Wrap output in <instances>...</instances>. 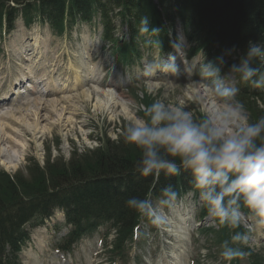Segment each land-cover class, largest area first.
<instances>
[{"label":"trees","instance_id":"obj_1","mask_svg":"<svg viewBox=\"0 0 264 264\" xmlns=\"http://www.w3.org/2000/svg\"><path fill=\"white\" fill-rule=\"evenodd\" d=\"M112 8L121 9L119 20L128 31L124 42L114 37ZM96 13L102 19L103 39L111 43L112 52L121 63L131 64L140 58L138 44L143 42V36L138 33V26L143 16L149 18L150 28L161 29L158 39L162 48L168 43V24L179 20L191 31L188 39L197 48L202 45L210 61L235 56V63L222 65L226 71L239 63L250 41L264 43V0H0V35L3 27L7 32L12 30L20 16L26 26L38 19L62 36L77 22L90 23ZM194 51L196 48H192ZM259 65H264V61L253 62V67ZM236 78L239 80L238 75ZM241 84L238 101L243 105H247L248 99L264 101V90L255 93V88ZM149 100L146 95L144 104H150ZM251 105L249 113L261 110L260 115H264V110L253 101ZM122 148L105 147L94 158L81 157L78 164H61L48 170L34 166L28 182L19 175L0 171V264H17L16 253L28 240L26 227L41 225L56 208L65 210L67 223L76 227L63 246L67 248L84 232L111 222L117 230L115 248L119 250L132 239L133 230L141 221V216L127 206L129 198L161 199V190L169 184L178 196L188 191L199 196L188 173L171 178L161 174L158 181L152 176H140L134 167L140 153L126 143ZM203 208L202 216L207 214L204 204ZM242 211L247 213L246 209ZM217 235L221 244L229 238L230 230L220 228ZM251 256V264H263L262 258L252 252Z\"/></svg>","mask_w":264,"mask_h":264},{"label":"rangeland","instance_id":"obj_2","mask_svg":"<svg viewBox=\"0 0 264 264\" xmlns=\"http://www.w3.org/2000/svg\"><path fill=\"white\" fill-rule=\"evenodd\" d=\"M117 12L118 9L115 8L113 12L114 23L118 34L121 33L120 28L121 30L125 29L120 26L119 20L115 16ZM94 17L91 25L78 22L62 37L55 36L46 23L38 19H35L30 27H24L19 19L14 24L12 32L2 37L0 41V86L4 85L3 94L8 92L7 85L9 82L7 80L12 78L13 81L15 75L19 74L20 67L27 65V63H30L28 65L30 67L46 64L49 67L53 66L49 70L52 69L51 71L56 70L58 72V77H54V82L69 85L63 90L59 88V96L68 99L66 105H63L66 110L62 108L63 122L58 124L59 122L55 121L56 125L54 126H51L52 124L50 126L43 125L42 127L45 129L38 130L34 136L27 129L15 127V132L17 131L19 135L18 139L24 145L23 149L14 151L11 158L3 159V162L0 159V171H6L10 175H19L22 181L28 182L30 181V172L34 166H37L38 169L45 167L48 170L50 167L61 166V164H78L83 160H80L81 157L94 158L105 147L108 149L124 147L123 131L137 115H142V112L137 111L136 105L144 104L146 95L141 100L137 96L139 90L158 87L156 97L147 95L150 98L149 102L152 103L154 99L162 98L166 103L184 106L198 117H202L205 112L213 108L212 104L202 106L196 99L187 97L190 90V87L187 86L189 80L201 79L200 73L195 71L196 68L198 69V63H203L201 56L190 60L191 65L187 73L178 58L177 64L181 67L177 75L157 73V76L153 79L158 84L156 82L149 83V78L143 75L142 68L143 62L151 60L155 55L154 52L150 55L147 54L151 48L144 49L143 54H141L143 55L141 61L130 70L129 66L114 62L110 54L109 44L100 38L99 16L94 15ZM38 57L42 59L38 61ZM82 58V61L88 62V66L96 65L98 69L95 73L94 83L90 84L85 83L86 73L85 70H82V84L77 87L74 85V75L69 69V64L72 63L75 67H78ZM24 59L27 61L23 62ZM225 79L228 83L235 85V81L230 74L225 75ZM96 82H100V85ZM97 86L102 90H113L117 99L124 101L127 111H124L120 104L113 105L112 112L95 109L93 89ZM40 89L45 90L44 87ZM87 92H91L92 95L89 102L83 97V94ZM35 96L41 98L38 95ZM16 97V95L11 97L13 104L18 100ZM252 101L258 109L263 110L264 101L248 99V106L244 105L246 114L255 120L256 116H259L262 111L257 110L253 114L249 113L252 108ZM213 102L215 104V101ZM22 108L25 109V106ZM60 108L61 105L58 106L57 111H54L56 113L53 112L52 115H57L58 110H61ZM11 109L8 108L9 111ZM29 109H32V107L30 106ZM6 111L7 108H4L3 112ZM13 119L17 120L18 116L16 115ZM45 119L49 122L55 120L51 115H45ZM25 123L31 124L30 122ZM3 125H7V121L0 119V127ZM21 129H24L26 133L23 134L20 131ZM3 163H8L9 167ZM159 199L153 198L152 200L156 203ZM190 200H193L192 193L184 195L181 199L176 200L172 206L164 208L161 218L156 224L149 221L144 224L145 230L143 232L138 229V249L130 247L128 250V256L131 259L135 257L136 264H159V262L162 264H202L204 259H206L207 264H224L219 258L220 243L215 235L201 233L199 230L200 223L189 228L185 237L186 240H178L172 232H169L171 230L169 227L170 221L180 223L179 218L183 208L181 207L180 210V205L183 201L186 202L184 208L188 213V217L192 222L195 220L198 203L195 202L196 204L192 205V203H189ZM170 212H172V215ZM177 214H179L178 217ZM63 219V214L58 212L48 219L43 227L32 231L29 243L22 248L19 255L20 264L106 263L107 256L103 259V254H100V251L109 240L116 237L115 231L112 230L109 237L104 239L102 234L105 232V228H100L94 234L78 242L74 246L71 256L63 258L56 251L55 246L57 245V238L65 233V230L56 233L52 228L55 224H61ZM152 224L155 232L150 233ZM208 225H212L215 230L217 229L214 223H208ZM201 227H204V225ZM261 230L263 231L264 228H255L252 233L255 234V237H261ZM254 239H251L249 248L253 254L263 258L264 264V246L258 241L254 242ZM201 247L208 249L206 258L200 256ZM251 258L250 255L243 260H238V264H251ZM118 263L123 264V261L120 260ZM135 263L132 261L130 264Z\"/></svg>","mask_w":264,"mask_h":264},{"label":"clouds","instance_id":"obj_3","mask_svg":"<svg viewBox=\"0 0 264 264\" xmlns=\"http://www.w3.org/2000/svg\"><path fill=\"white\" fill-rule=\"evenodd\" d=\"M147 16L139 20L138 33L145 37V43L155 48L151 60L143 62V75L149 83L157 73L177 75L180 72L179 58L187 73L191 61L183 36L173 40V53L167 59L161 56L158 39L161 29L149 27ZM198 63L201 79L189 80L188 87L203 91L212 109L202 117L196 116L184 106L166 103L156 98L152 103L137 104L138 112L122 133L124 142L140 153L134 167L142 177L161 174L171 178L183 173L191 177L193 187L199 191V198L213 218L217 228L230 230L228 239L219 245V258L224 264L243 260L251 255L249 248L251 233L255 228H264V115L255 120L246 114L244 105L235 98L240 88L228 83L221 75L224 57L215 62L204 60L202 50ZM264 61V43L249 42L248 49L233 64L228 74L239 76V81L256 89H264V65L253 67L254 61ZM158 84V82H156ZM158 87L139 90L137 96L156 97ZM177 192L169 184L161 190V199L156 203L148 198H129L127 206L141 218H148L156 224L166 206L177 200ZM242 209L247 210V215ZM243 228L244 231H235ZM208 249L200 248V256L206 258ZM202 264H207L206 259Z\"/></svg>","mask_w":264,"mask_h":264},{"label":"bare ground","instance_id":"obj_4","mask_svg":"<svg viewBox=\"0 0 264 264\" xmlns=\"http://www.w3.org/2000/svg\"><path fill=\"white\" fill-rule=\"evenodd\" d=\"M38 61L42 58H37ZM88 59V58H87ZM79 62V66L75 67L74 64H69V69L73 72L74 77V85L80 86L82 84V70H85L86 76H85V83L90 84L94 83V77L95 73L97 71V66H88V62L82 61ZM26 62L27 60H23V62ZM30 63H27V65H24L23 67H20L19 69V75L21 76L22 80L25 82H29V84L26 85L25 90H17L18 92L13 93V90L15 89L16 84H14L13 88L9 90L6 94L3 92V85L0 86V119L7 121V125H3L0 127V159L3 162V159H9L11 158V154L14 151H18L23 149L22 145L23 143L18 139L19 135L17 134V131L15 132L16 128H24L27 129L33 136L38 132L40 129H45L44 126H47L52 124L51 126L56 125V122H59L58 124L62 123V116L63 111L66 110V107H63V105H66L68 102L67 98L59 96V88L60 90H63L65 87H68L69 84H59L56 85L54 82V77H58V72L56 70L51 71L49 68H53V66L46 65H33L28 66ZM48 69V70H47ZM20 82V80L17 81V83ZM97 84V82H96ZM43 85L45 88L44 93L38 91V86ZM98 85H100L98 83ZM28 88L30 90H28ZM20 91V92H19ZM94 108L98 110H104V111H111L113 109V105H119L122 107L124 111H127V108L125 107L124 101L118 100L116 94L111 89L102 90L99 86L94 87ZM13 95L18 96V100L13 104L10 101V98ZM25 95H27L25 97ZM38 95L41 98L35 96ZM91 92H87L83 94V97L88 100V102L91 100ZM192 97L193 99H196L200 102L202 106H205V104L213 105L214 102L209 100L207 95L200 91L197 94V90L190 88L188 91V96ZM61 105V110H58L57 115H52L54 111H57L56 109L58 106ZM25 106V109L22 108ZM30 106L32 109H29ZM14 107V108H13ZM29 107V108H28ZM4 108H7L6 112H3ZM11 109L10 111L8 110ZM29 109V110H28ZM24 110V111H23ZM56 113V112H54ZM18 116V119H13L15 116ZM45 115H51L53 116L55 120L47 121L45 119ZM49 119V117H48ZM51 119V118H50ZM56 121V122H55ZM25 122H30L25 123ZM24 123V124H23ZM24 129H21L23 134L26 133ZM5 166L9 167L8 163H3ZM182 222H170L171 225V232L174 233L176 238L179 240H186L185 237L187 233L182 229V227L185 226L183 223V219L180 218Z\"/></svg>","mask_w":264,"mask_h":264}]
</instances>
